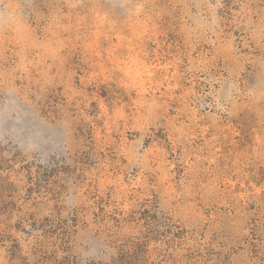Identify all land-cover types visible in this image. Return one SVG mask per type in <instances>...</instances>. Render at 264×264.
<instances>
[{"label":"rangeland","instance_id":"obj_1","mask_svg":"<svg viewBox=\"0 0 264 264\" xmlns=\"http://www.w3.org/2000/svg\"><path fill=\"white\" fill-rule=\"evenodd\" d=\"M260 196L264 0H0V264H226Z\"/></svg>","mask_w":264,"mask_h":264},{"label":"trees","instance_id":"obj_2","mask_svg":"<svg viewBox=\"0 0 264 264\" xmlns=\"http://www.w3.org/2000/svg\"><path fill=\"white\" fill-rule=\"evenodd\" d=\"M225 211V210H222ZM227 221L235 227L242 226V241L232 248V253L227 258L226 264H264V199L262 196L254 198L251 203L246 204L238 200L236 205L228 207L226 213L213 212L210 222L217 224ZM247 217V218H245ZM178 231L169 236V250H176ZM216 238L207 241L199 238L196 255L190 256L185 263L181 259L172 258L174 264H220V255H216L210 247L215 243ZM222 247V246H221ZM179 247H177L178 249ZM195 252V251H194ZM123 264L125 260H122ZM222 262V261H221Z\"/></svg>","mask_w":264,"mask_h":264}]
</instances>
